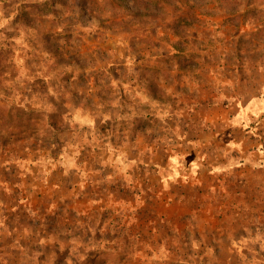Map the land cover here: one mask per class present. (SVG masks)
Instances as JSON below:
<instances>
[{"label": "rangeland", "instance_id": "rangeland-1", "mask_svg": "<svg viewBox=\"0 0 264 264\" xmlns=\"http://www.w3.org/2000/svg\"><path fill=\"white\" fill-rule=\"evenodd\" d=\"M179 1L202 15L177 20L178 0H0V264H177L162 248L140 247L150 240L145 221L128 230V209L102 201L101 184L86 185L92 203L75 194L72 210L67 197L73 186L82 192L77 161L86 165L89 150L99 166L81 169L93 177L133 163V115L158 116L153 131L166 135L175 122L159 117L191 119L198 99L239 92L241 70L222 67L214 83L213 45L195 41L209 14L258 25V45L244 36L237 48L253 46L264 59V0L248 8V0ZM185 247L181 253L202 251ZM235 248L239 264H264V223Z\"/></svg>", "mask_w": 264, "mask_h": 264}, {"label": "crops", "instance_id": "crops-1", "mask_svg": "<svg viewBox=\"0 0 264 264\" xmlns=\"http://www.w3.org/2000/svg\"><path fill=\"white\" fill-rule=\"evenodd\" d=\"M178 2L177 20L188 21L202 15L192 9V4ZM249 2L246 8L251 5ZM217 7L224 12V5ZM208 16V23L198 30L200 34H194L199 44L213 45L211 50L218 57L207 71L216 83V74L222 67L224 72H229L226 67L240 69L239 92L198 99L191 119L179 114L159 117L175 122V128L166 135L163 128L160 136L153 131L157 130L153 126L158 116L150 112L133 115L128 133L132 143L127 148L133 163L124 172L114 167L110 176L97 172L93 177L81 169L99 166V153L89 150L86 165L83 157L77 161L81 165L76 171L84 182L82 192L77 194L73 186L67 197L72 201L71 205L67 202L69 209L76 204L75 194L92 203L95 198L87 188L101 184L102 201L111 200L114 207L122 205L125 211L128 209L124 215L128 230L136 233L137 223L145 221L143 230L150 240L142 241L140 247L162 248L167 260L177 264H239L241 256L235 247L248 242L252 226L264 223V59L259 58L253 46L237 48L244 36L253 37V44L258 45V36H254L258 25L246 22L238 26L225 12ZM170 36L176 38L175 34ZM180 69L171 67V72ZM168 70L163 67L157 72L162 75ZM227 80L230 78L225 76L224 81ZM92 92L99 97L94 88ZM257 120L255 135L250 124ZM185 246L202 251L197 255L181 253Z\"/></svg>", "mask_w": 264, "mask_h": 264}, {"label": "trees", "instance_id": "trees-1", "mask_svg": "<svg viewBox=\"0 0 264 264\" xmlns=\"http://www.w3.org/2000/svg\"><path fill=\"white\" fill-rule=\"evenodd\" d=\"M258 123H259V121L257 120V121H255V122L251 123L250 126H251L252 128H256V126H257ZM249 128H250V127H249ZM17 207H20L19 204L16 205V208H17ZM2 208H4V206H3Z\"/></svg>", "mask_w": 264, "mask_h": 264}]
</instances>
